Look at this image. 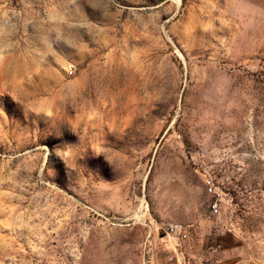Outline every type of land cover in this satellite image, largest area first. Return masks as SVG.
Here are the masks:
<instances>
[{
  "label": "rangeland",
  "instance_id": "1",
  "mask_svg": "<svg viewBox=\"0 0 264 264\" xmlns=\"http://www.w3.org/2000/svg\"><path fill=\"white\" fill-rule=\"evenodd\" d=\"M145 246L264 262V0H0V264Z\"/></svg>",
  "mask_w": 264,
  "mask_h": 264
},
{
  "label": "built area",
  "instance_id": "2",
  "mask_svg": "<svg viewBox=\"0 0 264 264\" xmlns=\"http://www.w3.org/2000/svg\"><path fill=\"white\" fill-rule=\"evenodd\" d=\"M204 187L208 195H211L213 197L215 196V198H212V200L210 201L209 208L213 216H218L221 212V204H222L223 198H220V193L216 191V188L213 182L209 178H206L204 180ZM164 233H165V236L167 237L177 239L183 233V229L178 224H170L164 229ZM143 254H144V260H143L144 264H152L150 255L148 253L147 246L144 247Z\"/></svg>",
  "mask_w": 264,
  "mask_h": 264
},
{
  "label": "crops",
  "instance_id": "3",
  "mask_svg": "<svg viewBox=\"0 0 264 264\" xmlns=\"http://www.w3.org/2000/svg\"><path fill=\"white\" fill-rule=\"evenodd\" d=\"M236 252L232 253V255L229 257L230 261H229V264H249L248 261H246L244 258H243V255H242V251H240L239 248H236L235 250ZM175 256L171 257L174 258ZM178 259V258H177ZM254 264H264V262L260 261H254L253 262ZM190 264V263H188Z\"/></svg>",
  "mask_w": 264,
  "mask_h": 264
}]
</instances>
